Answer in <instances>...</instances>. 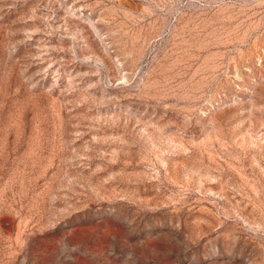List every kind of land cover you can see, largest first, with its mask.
<instances>
[{
  "label": "rangeland",
  "instance_id": "rangeland-1",
  "mask_svg": "<svg viewBox=\"0 0 264 264\" xmlns=\"http://www.w3.org/2000/svg\"><path fill=\"white\" fill-rule=\"evenodd\" d=\"M0 264H264V0H0Z\"/></svg>",
  "mask_w": 264,
  "mask_h": 264
}]
</instances>
